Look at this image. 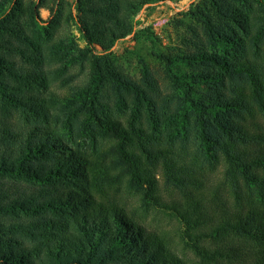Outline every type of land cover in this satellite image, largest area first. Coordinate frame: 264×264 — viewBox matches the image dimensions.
Wrapping results in <instances>:
<instances>
[{"label": "trees", "instance_id": "1", "mask_svg": "<svg viewBox=\"0 0 264 264\" xmlns=\"http://www.w3.org/2000/svg\"><path fill=\"white\" fill-rule=\"evenodd\" d=\"M160 1L0 0V264H264V0L183 13L164 90L109 55Z\"/></svg>", "mask_w": 264, "mask_h": 264}, {"label": "rangeland", "instance_id": "2", "mask_svg": "<svg viewBox=\"0 0 264 264\" xmlns=\"http://www.w3.org/2000/svg\"><path fill=\"white\" fill-rule=\"evenodd\" d=\"M197 2L198 0H166L142 7L134 16L133 32L117 41L109 51L119 69L139 84L141 83L139 60L143 59L164 90L162 65L154 53H178L186 48L184 41L188 34L183 26L177 25V20H183V13ZM40 17L43 21L48 20L49 12L41 9ZM74 33L79 37L76 32ZM80 45L83 46V43L80 42ZM77 143L84 145L83 140H78ZM151 217L149 221L152 225L158 222L166 232L174 231L176 227L174 221L154 214Z\"/></svg>", "mask_w": 264, "mask_h": 264}]
</instances>
